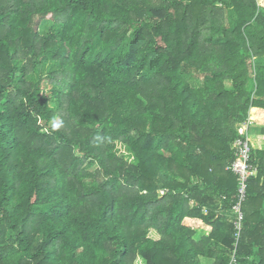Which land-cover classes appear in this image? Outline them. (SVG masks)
<instances>
[{"label": "trees", "instance_id": "16d2710c", "mask_svg": "<svg viewBox=\"0 0 264 264\" xmlns=\"http://www.w3.org/2000/svg\"><path fill=\"white\" fill-rule=\"evenodd\" d=\"M252 108L264 0H0V264H264V147L238 236L227 169Z\"/></svg>", "mask_w": 264, "mask_h": 264}, {"label": "built area", "instance_id": "2783aa9c", "mask_svg": "<svg viewBox=\"0 0 264 264\" xmlns=\"http://www.w3.org/2000/svg\"><path fill=\"white\" fill-rule=\"evenodd\" d=\"M253 125L254 119L251 116H249L246 121L238 124L237 130L239 136L232 143L234 159L227 166V169L237 176L238 181L236 199L231 206L233 214L232 223L236 230V236L239 235L242 228V205L247 197L248 180L256 174V167L250 161L252 144L249 128ZM227 264H238L235 249L232 250Z\"/></svg>", "mask_w": 264, "mask_h": 264}, {"label": "crops", "instance_id": "0c3cea01", "mask_svg": "<svg viewBox=\"0 0 264 264\" xmlns=\"http://www.w3.org/2000/svg\"><path fill=\"white\" fill-rule=\"evenodd\" d=\"M255 109L256 112L253 113V119L254 121L255 120H261V122H264V111L261 112L258 108H252V110ZM250 116H251V111H250ZM250 139H251V144H252V147L253 149H261L264 147V139L261 135H258V132H257V127L255 126L254 124V127L252 128V130L250 131ZM188 220H192V221H195L198 223V225L202 228H204V230H202V228L200 230H202V232H197L196 228L195 231L198 233H201V234H204V235H208L209 232H210V227L203 224L200 220L198 219H188Z\"/></svg>", "mask_w": 264, "mask_h": 264}, {"label": "rangeland", "instance_id": "374dc122", "mask_svg": "<svg viewBox=\"0 0 264 264\" xmlns=\"http://www.w3.org/2000/svg\"><path fill=\"white\" fill-rule=\"evenodd\" d=\"M115 151L117 155L123 156L129 161L133 159V155L128 151L125 145H123L121 142L116 143ZM186 224L192 226L193 228H196L197 232H202L204 228L200 227L197 222L192 221V220H186ZM202 228V230H200ZM204 261V260H203ZM202 264H209V261L202 262Z\"/></svg>", "mask_w": 264, "mask_h": 264}, {"label": "clouds", "instance_id": "9594fccd", "mask_svg": "<svg viewBox=\"0 0 264 264\" xmlns=\"http://www.w3.org/2000/svg\"><path fill=\"white\" fill-rule=\"evenodd\" d=\"M54 127H59V125H54Z\"/></svg>", "mask_w": 264, "mask_h": 264}]
</instances>
